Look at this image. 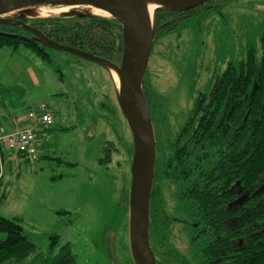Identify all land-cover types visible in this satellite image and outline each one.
<instances>
[{
    "label": "rangeland",
    "instance_id": "374dc122",
    "mask_svg": "<svg viewBox=\"0 0 264 264\" xmlns=\"http://www.w3.org/2000/svg\"><path fill=\"white\" fill-rule=\"evenodd\" d=\"M250 1L237 0L217 12L201 10L184 29L157 40L148 77L164 94L160 103L165 111L166 106L188 111L221 66L243 58L241 45H259L264 16L252 6L260 2ZM25 51L33 56H21ZM20 52L7 57L0 51V112L24 117L30 108L47 104L57 123L45 157L35 164L22 159L0 167V195L7 193L0 216L21 220L24 234L43 256L59 237L56 252L68 244L78 264H134L129 238L134 146L118 104V84L100 64L70 53L46 49L49 63L26 48ZM10 62L19 69H12ZM165 95L169 103L163 101ZM153 125L156 136L161 134L163 127L154 119ZM108 153L111 162L101 164ZM185 234L182 225H174L170 246L189 264H202ZM5 237L0 234L1 240ZM159 260L179 264L163 255Z\"/></svg>",
    "mask_w": 264,
    "mask_h": 264
},
{
    "label": "trees",
    "instance_id": "16d2710c",
    "mask_svg": "<svg viewBox=\"0 0 264 264\" xmlns=\"http://www.w3.org/2000/svg\"><path fill=\"white\" fill-rule=\"evenodd\" d=\"M230 1L216 0L214 6L187 13L158 10L156 42L184 29L197 12H217L216 9ZM16 20L39 29L62 45L115 63L122 59V27L113 19L24 17ZM257 40L259 45L254 42L241 45L243 58L221 66L209 87L192 99L188 110L187 223L192 233L190 249L202 264L264 263V34ZM22 47L51 62L46 48L30 32L12 24L0 25V49L16 53ZM189 72L195 75L192 70ZM149 79L144 78V90L153 120L150 103L162 102L160 96L164 94L160 95L154 86V89L147 86ZM192 79L197 81L195 77ZM191 84L195 89L197 82ZM41 105L28 110L23 119L25 125L16 123L9 127L0 122V126L9 131L17 126L29 127V111ZM159 110L160 117L167 120L163 109ZM56 123L54 117L50 142L38 148L41 158L49 151ZM196 127L203 128L195 130ZM35 131L38 137L42 136L40 127ZM6 156L4 153L0 159V167L6 164ZM110 162L108 153L101 164ZM154 192L153 183V197ZM19 222L22 221L0 216V234L6 236L0 239V264H78L68 244L56 252L59 237L53 238L45 256L38 253V247L24 234ZM176 222L181 221L170 218L151 197L150 241L158 264H162L160 255L179 264H189L182 253L170 246L172 224Z\"/></svg>",
    "mask_w": 264,
    "mask_h": 264
},
{
    "label": "water",
    "instance_id": "95a60500",
    "mask_svg": "<svg viewBox=\"0 0 264 264\" xmlns=\"http://www.w3.org/2000/svg\"><path fill=\"white\" fill-rule=\"evenodd\" d=\"M212 0H0V25H16L30 32L46 49L63 51L95 62L119 78L118 104L133 135L131 188L129 194V238L134 264H158L150 241V207L157 160V143L143 81L149 70L157 36L158 10L188 12ZM150 6H156L153 15ZM70 9L67 14L45 18L40 9ZM100 11L107 17L83 13ZM54 19L62 17H102L122 27L123 54L115 63L90 53L62 45L39 29L17 18ZM15 20V21H14ZM114 78V77H113Z\"/></svg>",
    "mask_w": 264,
    "mask_h": 264
},
{
    "label": "flooded vegetation",
    "instance_id": "af4514ba",
    "mask_svg": "<svg viewBox=\"0 0 264 264\" xmlns=\"http://www.w3.org/2000/svg\"><path fill=\"white\" fill-rule=\"evenodd\" d=\"M214 1L216 0H212L211 2L207 3L202 7L205 9L209 6H214L216 4L214 3ZM235 1L237 0H231L228 4ZM258 1L260 2L259 6L256 3L252 6H256L259 9L258 14H263L260 15L261 17H263L264 0H251L250 4ZM228 4H226V6ZM202 7L200 8L202 9ZM200 8H196L191 11H195ZM247 12L250 11L247 10ZM219 14L222 15L221 13ZM262 23L264 24V20ZM148 73L146 77L148 76ZM146 82H148L147 86H151L154 89L151 79ZM144 84L146 86V83ZM146 93H149V89H146ZM183 97H185V95ZM164 98L165 102L169 103L168 96L165 95ZM150 107L153 111V119L157 122V127H163V131L161 134L156 136L155 133L157 143V160L154 175L155 192L154 197L152 196V198L159 207V209L164 211L170 218L178 220L180 219L181 222H176L172 224V229L173 226L177 223L182 225V227H184L185 231L187 232L185 236L189 240L188 243H190L192 233L187 223L188 217L186 202L188 169L187 152L189 145L186 136V123L188 119V111H183L182 109H177L176 111L175 109L170 108V106H166L165 111L164 106H162V104L160 103H157L156 101L154 103H150ZM159 108L163 109V112H165L166 114L165 116H167V120L166 117L165 120L160 117L161 111L159 110ZM176 113H179L177 117L174 116V114ZM155 127L154 129H156ZM202 128L203 127H196L195 130H202ZM170 201L172 202V204L170 203Z\"/></svg>",
    "mask_w": 264,
    "mask_h": 264
},
{
    "label": "built area",
    "instance_id": "2783aa9c",
    "mask_svg": "<svg viewBox=\"0 0 264 264\" xmlns=\"http://www.w3.org/2000/svg\"><path fill=\"white\" fill-rule=\"evenodd\" d=\"M29 127H15L11 131L0 126V159L5 152L12 159L24 156L30 164H35L39 159V146L50 142L49 132L54 124V112L42 104L37 109H32L27 115ZM40 127L42 136L38 137L35 129Z\"/></svg>",
    "mask_w": 264,
    "mask_h": 264
},
{
    "label": "crops",
    "instance_id": "0c3cea01",
    "mask_svg": "<svg viewBox=\"0 0 264 264\" xmlns=\"http://www.w3.org/2000/svg\"><path fill=\"white\" fill-rule=\"evenodd\" d=\"M0 51H5L4 54H6L7 57H9V56L13 57L15 55H20L21 54V52L19 53L20 50H18L16 53H12L10 50H7V49H0ZM23 54L24 55L21 54V56H23L25 58H27V54H29V56H33L32 54L27 53L26 51ZM8 65L10 67H12V69H15V70L19 69V64H17V63H11L10 62V63H8ZM26 72H28V69H26ZM28 75H29V77L34 78V75H33L32 72H28ZM23 119H24V117H19V116L13 115V114L7 112V110L5 112H0V122L8 125L9 127H11L12 125H14L16 123H18L19 125H25V122H24ZM7 158H8V156L5 157V163L6 164L11 165V164L15 163L14 161H10ZM0 187H2L1 174H0ZM6 195H7L6 192L0 195V198H3L2 202L6 198Z\"/></svg>",
    "mask_w": 264,
    "mask_h": 264
},
{
    "label": "bare ground",
    "instance_id": "6f19581e",
    "mask_svg": "<svg viewBox=\"0 0 264 264\" xmlns=\"http://www.w3.org/2000/svg\"><path fill=\"white\" fill-rule=\"evenodd\" d=\"M155 9H156V6H150L151 15H153V12ZM69 11H70V9H59V10L50 12V11L44 10V8H43V9L38 10L36 14L40 17L52 18V17H58L61 15L67 14ZM83 13H88V14L98 15V16H107L106 14H104L100 11H96V10H92V9H86L83 11ZM113 77H114V80L116 81V83L119 84V78H118L116 73H113Z\"/></svg>",
    "mask_w": 264,
    "mask_h": 264
}]
</instances>
